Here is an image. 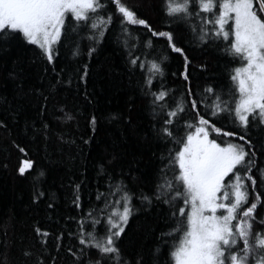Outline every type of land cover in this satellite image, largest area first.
Returning a JSON list of instances; mask_svg holds the SVG:
<instances>
[{"label":"snow or ice","instance_id":"obj_1","mask_svg":"<svg viewBox=\"0 0 264 264\" xmlns=\"http://www.w3.org/2000/svg\"><path fill=\"white\" fill-rule=\"evenodd\" d=\"M163 12L167 25H186L198 47L218 46L221 38L226 42L221 51L242 62L230 74L232 88L205 84L202 92L198 90L197 98L198 93L191 88L192 61L186 49L177 43L174 30L154 28L124 0H0V56L14 45L36 46L48 64L53 65L51 72L55 76L49 82L52 89L64 82L65 69L57 72L54 66V46L67 35L69 26L77 35L88 29L87 38L99 43L98 37L102 38L109 26L118 24L120 38L128 49L126 63L132 70L147 67L150 73L144 78L141 91L148 97L154 121L152 135L166 146V153L160 155L153 190L139 196L149 207L154 203L157 207L166 206L161 210V220L167 228L160 231L158 243L148 257L122 247L134 211V194L123 180L108 173L106 166L119 162L120 175L136 179L137 162L135 157L125 160L113 154L100 165L109 177L108 193L97 196L103 206L93 205L85 212L81 184H75L72 204L80 211L78 216L69 217L76 227L68 233L74 243L65 247L63 234L57 235L53 252L48 239L51 233L36 227L35 264H45V258L49 264H55L60 250L71 257V264H160L165 248L168 251L164 264H264V227H260L264 225V215L260 213L264 192L259 188L264 184V167L257 159L264 154V144L258 152L250 138L253 128L264 130V0H163ZM136 26L146 29L152 37L166 40L167 48L183 57V70L173 73L186 82L179 95L163 84L159 90H153L155 75H163L161 62L167 57L145 62L131 51L137 48L136 43H130L139 38L134 31ZM153 44L151 38L144 42L147 48ZM95 51L90 45L88 55ZM72 55H81L80 49L74 48ZM197 67L207 71L206 64ZM89 71L90 65L83 63L74 74L85 81ZM8 79L14 82L13 96H0V109L6 114L0 118V129L7 128L9 120L15 121L27 106L20 75L13 70ZM47 99L45 96L44 100ZM126 107L127 116L114 114L110 118L123 119L131 126V98ZM189 107L195 116L186 120L184 115ZM46 111V107L40 106L37 114L43 117ZM63 119L71 120L72 116L65 112ZM219 121L238 130L219 127ZM98 124L97 117L92 115L89 125L93 132ZM31 126L34 128V124ZM42 126L48 128L47 124ZM211 133L217 136L212 137ZM220 136L236 140L221 143L217 138ZM16 147L25 152L18 144ZM32 168L33 161L25 159L17 172L23 177ZM33 181L31 200L36 204L46 193L38 186V177H33ZM47 207L53 208L51 197ZM22 254L31 257L33 252L25 249ZM3 261L6 264V255Z\"/></svg>","mask_w":264,"mask_h":264},{"label":"trees","instance_id":"obj_2","mask_svg":"<svg viewBox=\"0 0 264 264\" xmlns=\"http://www.w3.org/2000/svg\"><path fill=\"white\" fill-rule=\"evenodd\" d=\"M124 2L148 19L154 28L168 30L170 27L174 30L177 43L186 49L192 61L191 88L198 93L197 98L198 90L202 92L205 84H214L225 90L233 87L230 74L242 62L221 51L226 44L222 38L218 46L198 47V42H194L186 25L166 24L168 18L163 12V0ZM88 31L85 29L77 35L69 26L67 35L54 46L57 49L56 71L65 69L64 82L55 89L49 86L50 78L55 76L51 72L53 65L48 64L36 46L21 48L14 45L0 56V96L12 98L14 82L8 79V73L13 70L22 78L27 93L24 111L15 121L9 120L7 128L0 129V264H4L5 255L6 264H35L38 254L37 247H33L36 227L51 233L48 239L53 252L57 235L63 234L64 246L70 247L74 241L68 233L69 230L74 231L76 225L69 217L78 216L80 211L72 204L76 192L74 185L81 184L80 195L85 212L93 205L102 207L103 201L97 200V196L108 193L109 177L100 165L106 163V159L113 154L125 160L135 157L137 162L134 172L136 179L126 174L121 176L119 162L106 166L107 172L123 180L134 194V211L122 247L127 252H140L148 257L158 243L160 231L167 228L161 220V210L166 206L161 204L157 207L154 203L149 207L139 199L141 194H150L153 190L160 155L166 153L165 144L152 135L151 125L154 121L148 97L141 91L144 78L150 75L148 68L137 66L132 70L126 63L128 49L120 38L118 24L109 26L104 36L98 37L99 43L87 38ZM134 31L139 38L130 41L137 44V48L131 51L141 60L159 61L161 56L167 57L161 62L163 75H155L153 90H159L163 84L176 90L179 95L185 90L186 82L173 73L183 70V57L172 53L167 48L166 40L152 37L146 29L136 26ZM149 38L154 42L152 48L144 46ZM90 45L96 48L91 56L88 55ZM76 47L80 49L81 55L73 56ZM83 63L90 65V71L85 81H80L74 73ZM199 64H206L207 71L200 70L197 67ZM51 83L55 84V79ZM45 96L48 97L47 101L44 100ZM129 98L134 102L131 126L123 119L110 118L114 114L128 115L126 105ZM40 106L47 109L43 117L37 114ZM65 112L72 116L71 120L63 119ZM92 115L99 121L95 132L89 125ZM194 116L195 112L189 107L184 119L191 120ZM5 117L3 109H0V118ZM33 124L34 128L31 126ZM42 124H47L48 128L43 129ZM217 126L238 130L226 121H219ZM211 136L216 137L217 134L211 133ZM89 137L93 138L85 144L84 140ZM217 138L221 143L224 140H236L235 137ZM250 138L259 152L260 146L264 144V130L253 128ZM16 144L23 147L25 152H20ZM25 159L33 161V168L21 177L17 169ZM257 159L260 166L264 167V154L258 155ZM41 172L44 173L42 176ZM33 177H38V186L46 193L36 204L31 200ZM259 188L260 192H264V184L259 185ZM49 197L53 208L47 207ZM260 213L264 215V208L260 209ZM25 249L31 250L33 255L25 257L22 254ZM167 251L165 248V256L161 257L160 264H164ZM45 264H49L46 258ZM55 264H71V257L60 250Z\"/></svg>","mask_w":264,"mask_h":264},{"label":"rangeland","instance_id":"obj_3","mask_svg":"<svg viewBox=\"0 0 264 264\" xmlns=\"http://www.w3.org/2000/svg\"><path fill=\"white\" fill-rule=\"evenodd\" d=\"M214 137V136H213Z\"/></svg>","mask_w":264,"mask_h":264}]
</instances>
